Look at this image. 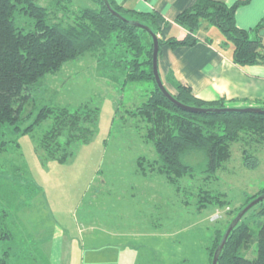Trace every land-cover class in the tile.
<instances>
[{
    "label": "rangeland",
    "instance_id": "1",
    "mask_svg": "<svg viewBox=\"0 0 264 264\" xmlns=\"http://www.w3.org/2000/svg\"><path fill=\"white\" fill-rule=\"evenodd\" d=\"M35 1L50 10V22L56 21L54 0ZM94 6L93 0H70L73 11ZM17 23L28 29L34 24L25 15H18ZM126 54L124 48L111 46L96 56L86 54L67 62L58 73L41 79L40 92L25 106L24 115H33L19 123L23 129L33 124L44 106L75 109L87 104L99 109L94 137L88 143L79 142L66 163L45 160L39 150L52 119L28 133L8 124L0 126V210L6 213L1 218L0 257L9 252L7 264H56V255L57 264H87L84 256L100 252L103 244L125 246L108 250L129 262L135 257L133 249L144 248L162 264H208L216 228L223 233L247 197L264 188V155L256 169H248L237 145L219 173L220 180L212 185L228 195L232 201L228 207L198 211L186 204V189L192 183L193 188L200 185V178L183 179L177 191L163 175H142L138 159L152 160L157 154L145 139V124L129 112L141 105L153 82L125 84V65L117 66L115 59ZM196 160L197 156L191 158ZM259 211L257 207L244 218L254 234L263 222ZM88 218L97 227L92 232L85 223ZM136 219L138 233L112 230L113 223L135 226ZM143 223L161 230L148 233ZM256 249L254 244L247 258H255Z\"/></svg>",
    "mask_w": 264,
    "mask_h": 264
},
{
    "label": "trees",
    "instance_id": "2",
    "mask_svg": "<svg viewBox=\"0 0 264 264\" xmlns=\"http://www.w3.org/2000/svg\"><path fill=\"white\" fill-rule=\"evenodd\" d=\"M54 1L52 13L56 21L54 18L50 22V10L35 0H0V126L8 124L19 133H28L52 119L50 129L40 139L39 150L45 160L66 163L74 155V147L79 142L88 143L94 137L99 109L87 104L75 109L44 106L33 124L23 129L19 123L33 115L32 112L24 115L25 106L33 95L40 92L38 84L41 79L58 73L67 62L86 54L96 56L111 46L124 48L127 56L115 59V62L117 66L125 65V84L153 82L145 100L129 112L133 119H141L145 124V139L153 144L157 154L152 160L140 157L138 171L144 176H165L177 191H180L183 179L197 181L200 178V185L193 188L192 183L186 189V204L194 205L198 211L231 206L228 195L212 188V185L215 180H220L219 173L231 160L234 145L241 149L244 167L254 170L260 165L264 155V114L234 111L194 113L177 107L161 92L155 80L153 38L135 22L158 36L159 54L163 46L172 49L194 47L200 43L198 34L202 28L216 27L235 47L234 63L244 67L264 65V35H261L264 19L252 30L241 29L236 24L235 15L242 2L228 6L216 0H197L175 19V23L186 30V36L164 39L160 36L161 23L166 24V21L157 12L138 13L125 9L115 0H108L112 9L126 19L123 20L112 13L104 0H93V8L74 11L70 0ZM59 10L62 13L60 18ZM18 15L33 20L30 29L18 25ZM171 84L175 92L167 89L184 105L201 109L235 108L229 107L224 100L200 99L191 86L182 82ZM193 156L198 160L191 161ZM261 195H264V188L248 196L237 215ZM257 207L263 222L254 234L252 226L244 218ZM248 213L230 233L219 254L218 264H264V201ZM3 216L6 213L2 209L0 230L3 228ZM228 227L223 233L216 228L208 264H212ZM9 237L10 233H7L6 238ZM254 244L257 255L249 259L248 253ZM9 258L10 253L4 252L0 264H7Z\"/></svg>",
    "mask_w": 264,
    "mask_h": 264
},
{
    "label": "crops",
    "instance_id": "3",
    "mask_svg": "<svg viewBox=\"0 0 264 264\" xmlns=\"http://www.w3.org/2000/svg\"><path fill=\"white\" fill-rule=\"evenodd\" d=\"M125 9L138 13L157 12L166 21L161 23L160 36L184 38L186 30L175 23L178 14L192 7L197 0H115ZM233 6L242 2L236 10V24L239 28L252 30L264 19V0H216ZM198 37L200 43L194 47L172 49L163 46L159 54V73L166 85L172 89V82L178 81L192 87L194 94L206 101L224 100L229 107H264V65L238 66L234 63L235 47L216 27L202 28ZM210 41L209 43L207 41ZM168 87V86H167ZM170 89V88H169ZM172 91V90H171ZM88 231L97 227L91 219L85 222ZM108 225L107 222H105ZM146 223H143L142 226ZM136 226V227H135ZM132 223H113L115 233L139 232V220ZM141 226V227H142ZM148 233L159 232V228L146 226ZM126 249L122 245L103 244L100 252L84 256L87 264H162L148 249H133L135 257L129 262L113 250ZM55 250H58L56 247ZM56 255V254H55ZM56 264L59 255H56ZM53 260V258H52Z\"/></svg>",
    "mask_w": 264,
    "mask_h": 264
},
{
    "label": "water",
    "instance_id": "4",
    "mask_svg": "<svg viewBox=\"0 0 264 264\" xmlns=\"http://www.w3.org/2000/svg\"><path fill=\"white\" fill-rule=\"evenodd\" d=\"M107 7L112 11V13L116 16H118L119 18L126 20L125 18H123L120 14H118L115 10L112 9L110 3L108 0H104ZM135 25H137L138 27H141L145 30H147V32L151 35V37L153 38V44H154V49H153V72H154V77L155 80L158 84L159 89L161 90V92L172 102L174 103L177 107L188 111V112H194V113H208V112H251V113H258V114H264V108L261 107H246V108H223V109H201V108H195V107H190L187 105H184L180 102H178L175 97L169 92V90L167 89V87L165 86L160 73H159V68H158V60H159V40H158V36L156 34L153 33L152 30H150L148 27L141 25L139 23L135 22ZM261 35H264V31H262ZM264 201V195H261L259 197H257L256 199H254L252 202H250L242 211H240V213L237 215V217L235 218V220L232 222V224L228 227L223 240L219 246V248L217 249V251L215 252L214 258H213V262L212 264H218V260H219V254L222 251V249L224 248L228 237L230 235V233L232 232V230L234 229L235 226L238 225V223L243 219V217L253 208L255 207L257 204H259L260 202Z\"/></svg>",
    "mask_w": 264,
    "mask_h": 264
}]
</instances>
